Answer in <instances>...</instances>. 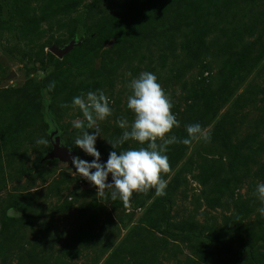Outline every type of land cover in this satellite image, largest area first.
<instances>
[{
  "label": "rangeland",
  "instance_id": "374dc122",
  "mask_svg": "<svg viewBox=\"0 0 264 264\" xmlns=\"http://www.w3.org/2000/svg\"><path fill=\"white\" fill-rule=\"evenodd\" d=\"M144 71L171 96L169 135L199 123L211 140L168 146L166 195L100 201L71 162L45 159L50 136L91 162L74 145L82 114L62 105L103 90L106 163L116 121L133 119L127 84ZM262 182L264 0H0V264H251L245 241L264 264Z\"/></svg>",
  "mask_w": 264,
  "mask_h": 264
},
{
  "label": "clouds",
  "instance_id": "9594fccd",
  "mask_svg": "<svg viewBox=\"0 0 264 264\" xmlns=\"http://www.w3.org/2000/svg\"><path fill=\"white\" fill-rule=\"evenodd\" d=\"M127 75L131 77L132 74ZM53 87L54 82L48 85L47 91ZM127 88L130 94L126 107L133 114V119L129 122L126 117H121L116 121L123 131L119 137L107 141L113 150L109 152L106 163L100 162V152L95 143L98 136L102 137L99 122L113 115L110 98L103 90L89 91L74 96L70 105H62L82 114V118L71 122L74 129L80 130L74 145L93 157L89 162L72 156L75 173L96 187V196L100 201L120 200L126 206L134 193L154 190L156 196L166 195L167 181L163 175L171 171L166 155L169 145L179 142L188 146L193 141L209 143L211 140V134L199 123L185 125L187 135L182 139L169 135L180 123L172 111L170 94L158 83L155 74L141 72L130 80ZM89 130H92L91 134ZM126 142H134L138 147L124 149ZM36 143L47 145L48 140L38 139ZM109 175L111 182H107ZM253 196L264 205V182L256 185ZM258 212L264 216V206Z\"/></svg>",
  "mask_w": 264,
  "mask_h": 264
},
{
  "label": "water",
  "instance_id": "95a60500",
  "mask_svg": "<svg viewBox=\"0 0 264 264\" xmlns=\"http://www.w3.org/2000/svg\"><path fill=\"white\" fill-rule=\"evenodd\" d=\"M72 46H66L63 50H52V53L55 54L57 57L62 58L64 54L69 52L71 50ZM56 134V132H53L50 136V140L52 142V151L46 155V160H52V159H58L61 162H71V157L75 156V153L72 151H69L67 148L60 145L59 140L56 138L53 140V135ZM92 186L84 187V189H91Z\"/></svg>",
  "mask_w": 264,
  "mask_h": 264
},
{
  "label": "trees",
  "instance_id": "16d2710c",
  "mask_svg": "<svg viewBox=\"0 0 264 264\" xmlns=\"http://www.w3.org/2000/svg\"><path fill=\"white\" fill-rule=\"evenodd\" d=\"M83 27H84V29L86 31V28H85L84 24H83ZM82 36H84V35L82 34ZM45 103H46L45 116H46L47 121L51 123L52 122L51 110L48 107V101L47 100H45ZM241 249H243L244 251L247 252V259L249 260V262L251 264H261L260 259L259 258H255L254 253L252 252L253 245H252V243L250 241L243 242ZM223 251H225V253H227L230 258H232V259L236 258L234 252H232L228 247L223 248ZM242 254H245V253L242 252Z\"/></svg>",
  "mask_w": 264,
  "mask_h": 264
}]
</instances>
